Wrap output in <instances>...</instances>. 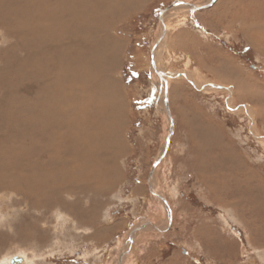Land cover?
Wrapping results in <instances>:
<instances>
[{"label":"rangeland","instance_id":"obj_1","mask_svg":"<svg viewBox=\"0 0 264 264\" xmlns=\"http://www.w3.org/2000/svg\"><path fill=\"white\" fill-rule=\"evenodd\" d=\"M174 1L181 0H144L114 23L119 146L110 155L116 174L102 189L93 182L89 197L73 199L84 210L70 213L72 225L61 206L39 208L45 217L38 230L47 233L38 241L19 239L26 200L11 189L0 192V264H264V205L244 201L264 200V29L251 23L260 13L264 20V0H214L200 9L186 3L209 0H183L160 19ZM169 29L199 38L171 63L162 56ZM3 34L0 49L10 43ZM164 78L174 119L165 153ZM169 81L181 84L171 101ZM46 130L45 143H55L48 135L53 128ZM247 183L254 189L244 192ZM237 197L244 204H235ZM104 223L120 230L100 242L92 231Z\"/></svg>","mask_w":264,"mask_h":264},{"label":"bare ground","instance_id":"obj_2","mask_svg":"<svg viewBox=\"0 0 264 264\" xmlns=\"http://www.w3.org/2000/svg\"><path fill=\"white\" fill-rule=\"evenodd\" d=\"M143 1L0 0V33L3 36L6 30L10 38L0 49V192L11 189L26 200V213L21 212L17 220L19 239L32 235L38 241L41 234L45 236L47 232H40L37 222L45 217L43 208L52 211L61 206L71 220L70 213L84 210L73 199L88 196L86 191L93 182L102 189L116 174L110 153L119 146L115 136L119 113L113 107L118 81L112 72L119 39L113 27L124 12ZM190 3L186 4L192 6ZM176 4L182 0L172 6ZM205 4L192 8L211 5ZM260 15L251 22L257 30L264 29ZM163 37L161 32L154 48ZM49 128L54 130L48 135L55 143L47 145L42 132ZM222 185L224 195L228 185ZM252 187L245 185L244 192ZM244 201L250 208L264 205L256 197ZM235 204L244 203L237 197Z\"/></svg>","mask_w":264,"mask_h":264},{"label":"crops","instance_id":"obj_3","mask_svg":"<svg viewBox=\"0 0 264 264\" xmlns=\"http://www.w3.org/2000/svg\"><path fill=\"white\" fill-rule=\"evenodd\" d=\"M184 34L185 33H183L180 30H173L172 33L170 30V32L167 34L166 42L164 44V49H163V53H162V56L165 58V62L167 61L168 63H171L172 61L170 58H173V56H172L173 54H175L177 52L178 53L186 52L187 51L186 49H190V51H191V49H193L192 47L193 46L195 47V45H196L195 43L198 42L197 40L199 38L194 37L191 39L190 37H188V39H187L185 36L187 34H185V35ZM183 35H184L187 43H185L186 42L185 40L183 42L181 41V37ZM189 57H191V56H189ZM180 85H178V83L174 84V82L169 81V92H170V99L169 100L170 101H171V95H172L171 91L172 90H176L177 92L180 91L179 90ZM95 206H96V208H98V206L96 204H95ZM94 215H96V214H94ZM74 216H77V214H75ZM68 221H69V224H71V225L73 224V222H71L70 220H68ZM80 221L78 220L76 222L79 223ZM97 224H99L98 220L95 221L94 225H97ZM104 224L105 225H103V226L93 227L94 231H92L93 238L100 241V242L107 241L108 239L111 238V236L113 235L114 232L120 230L119 226L115 227L114 224H110V225L108 223H104ZM102 228H104V229H102ZM173 262H176V261H173ZM176 263H178V262H176ZM158 264H171V263L166 261V262H160Z\"/></svg>","mask_w":264,"mask_h":264},{"label":"water","instance_id":"obj_4","mask_svg":"<svg viewBox=\"0 0 264 264\" xmlns=\"http://www.w3.org/2000/svg\"><path fill=\"white\" fill-rule=\"evenodd\" d=\"M183 1V0H182ZM212 1H214V0H212ZM212 1L210 0V2H208V3H206L205 5L206 6H208V5H210L211 3H212ZM177 2V1H176ZM176 2H171V3H169L168 5H166L164 8H163V10H162V12L159 14V17H160V19H161V16H162V13L164 12V10H166L167 8H169V6H172L173 4H175ZM190 3V2H189ZM192 6H193V3H190ZM199 7H202V5L201 6H199ZM153 48H154V45L152 46V51H151V53L153 54ZM151 54V56H152V58H153V55ZM158 72V71H157ZM160 74V73H159ZM166 81L164 82V88H163V94H165L164 95V97H165V111H166V113H167V115L169 116V118H170V125H169V129H168V134H167V138H166V141H165V149H164V152L163 153H165L166 152V149L168 148V145H169V140H170V136H171V134H172V131H173V128H174V119H173V116H172V113H171V109H170V106H169V102H168V98H167V92H168V81H167V79H165ZM158 161V160H157ZM157 161L153 164V167H152V169L153 168H155V166L157 165ZM164 197V196H163ZM164 200L167 202V200L165 199V197H164ZM132 241V239H130V242ZM15 259H21V257L20 256H16L15 257ZM15 259L13 260V261H15ZM121 261V260H120ZM119 264H120V262H119Z\"/></svg>","mask_w":264,"mask_h":264}]
</instances>
